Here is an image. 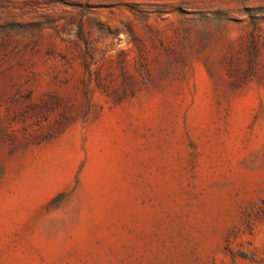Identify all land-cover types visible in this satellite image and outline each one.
<instances>
[{
    "label": "rangeland",
    "instance_id": "obj_1",
    "mask_svg": "<svg viewBox=\"0 0 264 264\" xmlns=\"http://www.w3.org/2000/svg\"><path fill=\"white\" fill-rule=\"evenodd\" d=\"M0 264H264V0H0Z\"/></svg>",
    "mask_w": 264,
    "mask_h": 264
}]
</instances>
